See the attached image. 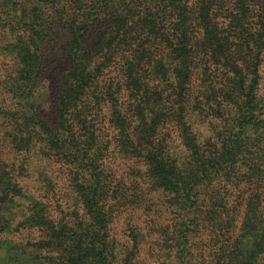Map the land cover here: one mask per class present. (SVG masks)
I'll use <instances>...</instances> for the list:
<instances>
[{"label":"trees","instance_id":"obj_1","mask_svg":"<svg viewBox=\"0 0 264 264\" xmlns=\"http://www.w3.org/2000/svg\"><path fill=\"white\" fill-rule=\"evenodd\" d=\"M261 1L0 0L16 61L11 147L58 162L77 202L56 218V193L52 208L27 196L1 165L0 208L27 198V228L40 233L28 261L139 264L109 227L122 197L111 179L125 160L168 197L175 223L164 264H198L205 233L214 264H264ZM48 63L60 71L42 109Z\"/></svg>","mask_w":264,"mask_h":264},{"label":"rangeland","instance_id":"obj_2","mask_svg":"<svg viewBox=\"0 0 264 264\" xmlns=\"http://www.w3.org/2000/svg\"><path fill=\"white\" fill-rule=\"evenodd\" d=\"M11 41L8 27L0 24V168L1 165H6L14 175H18L20 185L27 196L40 198L48 202L50 207L53 201L51 193H56L55 210H63V213H53L56 218L62 217L63 214H73L72 210L77 208V202L72 199L70 188L67 187L68 177L61 165L56 161L47 160L40 151L20 153L11 147L9 133L12 132L13 126L7 117L14 106L9 88L16 69L14 52L9 47ZM48 67L37 95V104L42 109L50 103L56 76L60 71L59 65L48 63ZM174 136L178 148L181 149L176 132ZM139 168L142 171H139ZM111 181L114 188L122 193L114 219L109 225L110 234L118 244L121 254L124 256L131 253L130 257L139 264H164L170 255L169 238L175 223L172 208L167 202L168 197L164 192L152 187L144 167L132 161L124 160L119 164ZM28 204L27 198H21L17 205L0 208V264H22L26 259L24 264H46L41 261H28L32 257L31 252H34L29 248V243L37 240L40 235L36 230L27 228L30 224L29 220H25ZM231 204L235 205V201L230 200L229 205ZM241 215L242 212L236 217L235 231L240 225ZM225 230L223 227L220 233L224 234ZM195 242L201 250L198 264H214L218 260L215 254L217 246L210 236L202 234ZM16 243L26 245L27 250L24 249L25 252L22 253L21 248L13 249L12 246ZM15 251L16 255L13 254Z\"/></svg>","mask_w":264,"mask_h":264}]
</instances>
